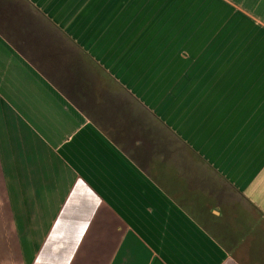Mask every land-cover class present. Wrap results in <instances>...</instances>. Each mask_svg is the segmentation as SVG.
<instances>
[{
  "label": "crops",
  "instance_id": "0c3cea01",
  "mask_svg": "<svg viewBox=\"0 0 264 264\" xmlns=\"http://www.w3.org/2000/svg\"><path fill=\"white\" fill-rule=\"evenodd\" d=\"M0 264H264V0H0Z\"/></svg>",
  "mask_w": 264,
  "mask_h": 264
},
{
  "label": "rangeland",
  "instance_id": "374dc122",
  "mask_svg": "<svg viewBox=\"0 0 264 264\" xmlns=\"http://www.w3.org/2000/svg\"><path fill=\"white\" fill-rule=\"evenodd\" d=\"M2 259H3L2 256H0V262L2 261Z\"/></svg>",
  "mask_w": 264,
  "mask_h": 264
}]
</instances>
